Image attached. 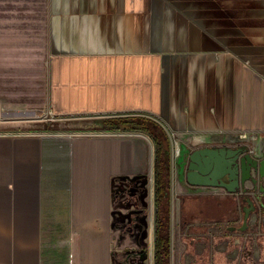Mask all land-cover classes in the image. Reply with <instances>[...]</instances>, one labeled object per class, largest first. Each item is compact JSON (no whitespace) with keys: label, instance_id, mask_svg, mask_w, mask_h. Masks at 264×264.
Wrapping results in <instances>:
<instances>
[{"label":"crops","instance_id":"obj_1","mask_svg":"<svg viewBox=\"0 0 264 264\" xmlns=\"http://www.w3.org/2000/svg\"><path fill=\"white\" fill-rule=\"evenodd\" d=\"M245 133L264 146V0H0V264H155L156 230L166 264H192L217 242L181 231L238 191L188 182L187 155Z\"/></svg>","mask_w":264,"mask_h":264},{"label":"rangeland","instance_id":"obj_2","mask_svg":"<svg viewBox=\"0 0 264 264\" xmlns=\"http://www.w3.org/2000/svg\"><path fill=\"white\" fill-rule=\"evenodd\" d=\"M39 116V119H43V121L47 123V127H56L54 122L55 118L51 113H49L47 108L41 110ZM76 118L78 119L80 117H68L66 118L67 120H65L64 124H68L66 126H69L73 124H86V122L90 123L89 121H83L85 119L82 120L83 122L78 120L74 121L73 119ZM88 119L90 118L88 117L87 120ZM248 136L251 137L250 134H248ZM231 139L232 140L229 141L230 144L245 146L252 144L251 142L246 140H238L237 135H235L234 138ZM168 141H170L168 142V155H174V152L176 151L173 136H171L170 140ZM262 181L264 182V179H262ZM247 190L248 195L256 203V208L250 212L245 224V215L241 210L239 197L238 199H228L225 202V204L229 207L234 206V203L237 202L238 211L236 212H232V210L228 209L227 207H219V201L216 199V201H208L210 204H214V202L215 204L218 203V207H214L215 209L213 208L214 210H212V215L204 218V220H206V224H204L202 227L205 226L207 232L206 234H204L205 231L194 230L193 227H191V229H183L181 231V239L185 240L186 242L194 241L200 236L206 237L208 241L211 240L213 242H217V248L215 246L214 248H209V251H206L200 255L197 253L190 254V252H194L192 251L193 249L189 250V253L188 249H186L187 252H184L186 253L184 254V256L192 255V260L194 261H192V264H198L199 259H203L204 256H207L208 262H212V264H264V193H261L260 190L257 189L252 190V188L250 187L247 188ZM196 205H198V200L196 201ZM194 220L195 219H193V217L191 216L189 217L183 215L181 217V222L184 221L185 223L189 221L194 222ZM183 224L184 223H182L181 225ZM229 225H243V229H228L227 226ZM214 227L216 228V230H214ZM127 234L133 237V235L136 233L131 232ZM131 248L133 247L127 246L125 248V251L129 253L131 251ZM182 259L183 256H180L179 261L182 262Z\"/></svg>","mask_w":264,"mask_h":264},{"label":"water","instance_id":"obj_3","mask_svg":"<svg viewBox=\"0 0 264 264\" xmlns=\"http://www.w3.org/2000/svg\"><path fill=\"white\" fill-rule=\"evenodd\" d=\"M247 135L238 134V140L253 144L255 139ZM224 136L228 138V135ZM254 147L253 151L245 145L194 149L187 155L186 179L190 183L223 186L229 192H235L246 181L257 183L264 179V157L260 158L262 147ZM247 218L248 212L244 220Z\"/></svg>","mask_w":264,"mask_h":264},{"label":"trees","instance_id":"obj_4","mask_svg":"<svg viewBox=\"0 0 264 264\" xmlns=\"http://www.w3.org/2000/svg\"><path fill=\"white\" fill-rule=\"evenodd\" d=\"M109 120L115 124L113 125L115 128L121 126L122 128L127 129H140L148 132L154 139H156L158 136L157 134H159V132H157L159 131L158 129L161 131V128L154 120L145 116L115 117ZM155 131L156 134H154ZM161 134H159V136L162 138L164 135ZM164 140L165 141H159L158 139V143H161V149L157 150L155 157V191L160 195L164 191V184L166 183L168 176V145L167 140ZM165 243V232L156 230L154 240L155 264H166V252L164 251Z\"/></svg>","mask_w":264,"mask_h":264},{"label":"flooded vegetation","instance_id":"obj_5","mask_svg":"<svg viewBox=\"0 0 264 264\" xmlns=\"http://www.w3.org/2000/svg\"><path fill=\"white\" fill-rule=\"evenodd\" d=\"M234 136H232V138H234ZM228 138H231L230 135H228ZM253 139L256 140L257 138H253ZM262 152L263 153H262V156L260 158L264 157V146H262ZM250 182H251L250 188H252V190L257 189V190H260L261 193H264V182L262 181V178L257 183H253L252 181H250ZM247 188H249V187H247L246 185H243L236 191H238L237 194H238V197L240 199V203H241L240 207H241L242 212L244 213V215H245V213L248 212V216H249L250 212L256 208V205H255L256 203L248 195ZM245 222L246 221L244 220V224H245ZM227 227H228V229H233V230L243 229V225H229Z\"/></svg>","mask_w":264,"mask_h":264},{"label":"built area","instance_id":"obj_6","mask_svg":"<svg viewBox=\"0 0 264 264\" xmlns=\"http://www.w3.org/2000/svg\"><path fill=\"white\" fill-rule=\"evenodd\" d=\"M50 113V112H49Z\"/></svg>","mask_w":264,"mask_h":264}]
</instances>
